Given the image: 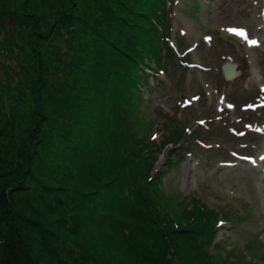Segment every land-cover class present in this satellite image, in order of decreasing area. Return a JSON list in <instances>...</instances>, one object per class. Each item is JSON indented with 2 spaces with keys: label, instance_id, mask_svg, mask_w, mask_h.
<instances>
[{
  "label": "rangeland",
  "instance_id": "rangeland-1",
  "mask_svg": "<svg viewBox=\"0 0 264 264\" xmlns=\"http://www.w3.org/2000/svg\"><path fill=\"white\" fill-rule=\"evenodd\" d=\"M262 11L264 0L173 3L172 43L178 48L183 42L189 61L177 59L151 78L149 88L141 85L143 94L124 123L137 133L152 121L157 140L176 124L180 131L193 123L206 128L189 134L181 164L167 168L168 149L151 170L165 175L149 186L159 210L146 213L151 206L128 189L118 195L102 187L108 177L123 178L118 151L104 144L107 131L87 141L79 133L83 127L75 130L74 110H96L97 98L85 87L87 77L97 79L90 59L101 60L103 43L97 35L96 47L90 46V34L107 30V24L94 1L0 0V209L3 192L9 193L30 229L47 236V246L27 239L36 264H264ZM234 27H247L261 43L250 50L247 40L228 31ZM227 61L238 67L235 79L224 77ZM105 118L108 123L113 116L108 112ZM163 124L168 128L161 131ZM73 141L81 146L78 153L70 150ZM101 151L109 156L104 161ZM91 169L105 173L100 184ZM136 169L130 173L132 189L144 196L150 183ZM17 186L24 191H15ZM107 193L116 195L108 200ZM193 198L230 217L212 241L197 231L173 234L159 226L157 216L174 228L188 226L186 208Z\"/></svg>",
  "mask_w": 264,
  "mask_h": 264
},
{
  "label": "trees",
  "instance_id": "trees-1",
  "mask_svg": "<svg viewBox=\"0 0 264 264\" xmlns=\"http://www.w3.org/2000/svg\"><path fill=\"white\" fill-rule=\"evenodd\" d=\"M106 23L107 30L102 32L94 31L90 34L91 45L93 48L96 44L94 37L99 35L102 38L101 46L98 48L100 61H94V56L90 59L92 67L97 71L95 77H87L89 93L97 98L96 110L94 108L89 110L90 113L84 111L74 110L73 118L76 128H82L79 132L82 134V139L90 141L96 138L98 132L103 131L106 134L105 138L108 146L116 148V158L118 159V167L122 170V179H110L108 177L102 184V187L110 189L112 193L117 190L120 195L121 189L126 188L137 199H142L146 206H151L146 213L151 211H158L159 204L149 194L151 184L157 180L151 174V170L156 166V162L160 158V154L165 149L169 142H173L174 146L180 144L184 136L177 130L173 132V137L164 141L162 144H157L150 138L140 137L139 133L132 130V126L125 125L124 121L128 113L133 110L134 102L139 93L142 94L140 85L147 82L148 74L145 72L146 68L154 69L151 62H156L158 67L163 66L165 58H172L175 52L169 45L170 38V20L168 19V1L171 0H92ZM109 2L115 3L118 13L114 12ZM106 20V21H105ZM101 26V24H99ZM105 45V46H104ZM166 48V55L163 54ZM94 51V50H93ZM84 54L83 61L89 57ZM97 57V56H96ZM87 63V62H86ZM89 63V62H88ZM88 65V64H87ZM79 90V89H78ZM85 96H89L85 94ZM142 99V98H141ZM92 104V98L90 100ZM111 114L113 119H108L106 123V113ZM86 118V120H85ZM97 122V123H96ZM89 123V124H88ZM94 124V125H92ZM74 125V127H75ZM97 125L100 126L98 131ZM146 127V124H142ZM140 126V131L141 127ZM143 127V128H145ZM106 129V130H105ZM77 140V132L71 131L72 137ZM96 133V134H95ZM71 151L79 152L81 146L75 141L71 144ZM74 148V149H73ZM124 152V153H123ZM102 160L109 157L104 155L101 151ZM119 155V157H118ZM174 158L171 156L170 167L174 166ZM143 171V175L149 180L150 184L144 187V196L132 189V182L130 173L133 175L137 169ZM165 175V174H161ZM105 173L102 175L99 170L91 169V178L100 184V179L105 178ZM160 178V180H159ZM162 176L158 175L159 182ZM156 179V180H155ZM118 182V189L115 182ZM152 182V183H151ZM15 191L22 192L24 188L17 186ZM158 193V192H157ZM116 194H108L106 199L110 200V196ZM3 209H0V233L2 239L0 240V264H36L35 254L30 248L27 239L34 240V242L41 243L43 246L50 244L45 234H40L36 230L30 229L28 226L31 222L29 219L20 215L12 206L13 198L9 193L3 192ZM156 197V195H155ZM158 200V196L156 197ZM159 201V200H158ZM188 215V226L174 228L170 226L165 218L157 216L160 223L159 226L167 228L173 234H184L191 231H197L206 240H214L218 235V222L220 220V213L216 209H211L199 199H191L186 208ZM8 221L7 229L2 230L4 221ZM153 220V219H152ZM145 222V219L141 220ZM150 223V221H149ZM167 224V225H165ZM44 232V230H43ZM198 235V234H196ZM206 251L205 249L203 252Z\"/></svg>",
  "mask_w": 264,
  "mask_h": 264
},
{
  "label": "bare ground",
  "instance_id": "bare-ground-1",
  "mask_svg": "<svg viewBox=\"0 0 264 264\" xmlns=\"http://www.w3.org/2000/svg\"><path fill=\"white\" fill-rule=\"evenodd\" d=\"M263 21H264L263 16H260L259 22L261 23ZM249 47H250L249 48L250 50H252V49L254 50L256 48V45H250ZM224 72H225V75H226V77L228 79H230V80L233 79L236 76V74H237L236 65L233 62H231V61L229 63H226L224 65Z\"/></svg>",
  "mask_w": 264,
  "mask_h": 264
},
{
  "label": "snow or ice",
  "instance_id": "snow-or-ice-1",
  "mask_svg": "<svg viewBox=\"0 0 264 264\" xmlns=\"http://www.w3.org/2000/svg\"><path fill=\"white\" fill-rule=\"evenodd\" d=\"M228 31L233 32V33H236V34H238V35H242V36H244V38L248 41V43H249L250 45H258V44H259V41L256 40V39H251V40H249V39H248V36H247V34H246V30L243 29V28H230V29H228ZM206 39H209V40H210L211 37H206ZM230 107H231V105H230ZM154 138H155V137H154ZM262 159H264V157H262ZM221 223H223V221H222Z\"/></svg>",
  "mask_w": 264,
  "mask_h": 264
}]
</instances>
